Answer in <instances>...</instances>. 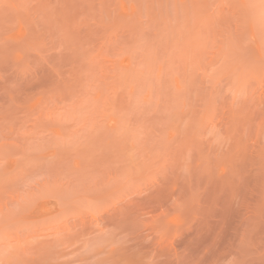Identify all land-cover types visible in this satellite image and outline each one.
Instances as JSON below:
<instances>
[{"label": "rangeland", "instance_id": "374dc122", "mask_svg": "<svg viewBox=\"0 0 264 264\" xmlns=\"http://www.w3.org/2000/svg\"><path fill=\"white\" fill-rule=\"evenodd\" d=\"M0 264H264V0H0Z\"/></svg>", "mask_w": 264, "mask_h": 264}]
</instances>
